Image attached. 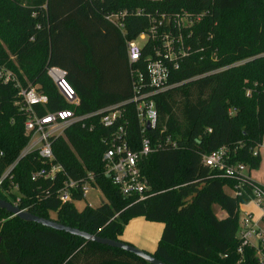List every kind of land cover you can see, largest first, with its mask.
Listing matches in <instances>:
<instances>
[{
    "label": "trees",
    "instance_id": "1",
    "mask_svg": "<svg viewBox=\"0 0 264 264\" xmlns=\"http://www.w3.org/2000/svg\"><path fill=\"white\" fill-rule=\"evenodd\" d=\"M184 13L196 16L190 26L178 24ZM164 33L181 37L184 52L175 48L172 86L155 96L158 123L148 135L154 142L169 135L178 147L165 145L141 159L152 195L144 201L125 198L105 175L103 156L119 125L106 127L97 119L68 127L52 148L70 177L92 173L106 202L82 210L73 201L63 203L57 194L63 172L54 182L31 179L42 165L37 152L20 159L4 177L30 136L27 115L16 104L18 89L0 80V198L13 203L19 196L21 209L120 241L135 218L163 223L157 247L148 253L167 264H258L253 247L239 252L240 207L252 200L258 182L249 173L243 195L234 196L230 190L236 180L207 166L203 157L227 146L230 162L245 163L250 171L261 164L254 149L264 143L263 0H0V67L12 69L26 86L20 67L48 96L47 105L38 107L41 114L72 107L48 75L49 67H60L80 97L76 111L91 112L132 97L127 42L146 35L145 56ZM123 58L129 89L121 84ZM125 107L122 125L137 148L140 120L133 104ZM214 204L227 213L225 218L216 215ZM0 238V264H150L1 208Z\"/></svg>",
    "mask_w": 264,
    "mask_h": 264
},
{
    "label": "built area",
    "instance_id": "2",
    "mask_svg": "<svg viewBox=\"0 0 264 264\" xmlns=\"http://www.w3.org/2000/svg\"><path fill=\"white\" fill-rule=\"evenodd\" d=\"M197 17L200 18L201 16L198 15ZM113 18H118V16H112L111 19ZM178 24H180L179 20ZM120 27L123 28V24ZM154 28H157V26H154ZM145 36L141 35L140 37L144 39ZM168 37L170 35L166 34L162 41L154 46L153 51L145 56H143V52L147 36L144 42H139L138 39L128 41L127 55L132 76V97L126 101L86 113L76 111L75 107L80 105V97L67 79L66 71L62 68L49 67L48 75L57 86L65 102L74 108H60L41 114L38 107L47 105L48 96L40 91L38 86L30 82L26 86L23 85L17 73L12 69L0 67V80L4 84H11L18 89L16 104L27 115L25 130L30 136L27 147L21 152L17 161L6 171L4 177L9 175L11 169L16 166L20 159L29 153L37 152L42 165L32 172L31 179L33 181L44 179L54 182L58 180V173L63 172L65 178L57 191L59 199L63 203L74 201L76 200L74 197L76 192L81 194V199H85L89 191L95 188L94 175L89 173L86 178L80 179L70 177L64 167L56 162L52 143L55 138L64 135L65 130L73 124L81 122L85 126L87 120L97 119L106 127L119 125L118 131L111 139V144L103 156L105 175L125 198L144 201L151 196L150 185L140 166L141 159L165 145L172 148L178 147V142L169 135L163 137V139H157L155 142L148 135V131L155 130L158 123L155 96L172 86L171 62L178 56V53L175 52L177 47L174 45V38L167 39ZM177 49L181 53L184 52L182 46ZM127 104L135 106L141 124L142 140L137 148H134L129 142L125 128L122 125V118ZM93 127L94 124L91 123V128ZM262 146H264V143L259 144L254 149L255 156H260ZM230 155V148L223 146L204 155L203 162L207 166L220 171L223 177L235 179L236 184L231 189V194L241 196L245 191L243 187L246 183L244 177L249 176L250 169L245 163L230 162ZM1 184L2 178L0 179V186ZM49 195V192H47L46 196ZM251 201H255L264 208L263 184L255 183L252 186ZM19 202L20 197L16 196L13 204L18 206ZM22 210H28V208ZM239 237L241 240L239 252L242 253L245 247H253L257 263L264 264V226L255 220L251 213L245 214L241 219Z\"/></svg>",
    "mask_w": 264,
    "mask_h": 264
},
{
    "label": "rangeland",
    "instance_id": "3",
    "mask_svg": "<svg viewBox=\"0 0 264 264\" xmlns=\"http://www.w3.org/2000/svg\"><path fill=\"white\" fill-rule=\"evenodd\" d=\"M196 16H193L190 13H184L183 15H181L179 17V21H180V25H187L190 26L191 24H193L194 20H195ZM167 33H164V36ZM178 39L175 40L174 45L177 48H181L182 46V39L181 37H177ZM144 39L146 40V36L144 37ZM142 37H139L138 40L139 42H144V40ZM167 39H170V37H168ZM3 43L4 48H7V45ZM7 53L12 57V59L14 60L16 57L14 55H12V52L9 51L7 49ZM19 74L21 76V78H23L24 80H28L25 72L19 67ZM19 77V76H18ZM31 83V82H30ZM260 157H261V164L259 166V168L256 169H251L250 174L253 180H255L258 183H261L264 185V147L260 149ZM107 201V197L105 196V194L103 193V191L99 188V187H95L92 188L87 197L84 199H76L73 201L74 205L79 209L82 210L84 209L87 205H91L93 207H97L99 206L102 202H106ZM214 208V212L216 213V215L218 214V216H221L223 212L222 209L220 208V206L218 204H214L213 205ZM226 214V212H224ZM154 224L153 222H149L147 220L143 219H133V221H130L129 224L127 225L123 235L121 236L122 240L128 243H131V241H129V239H133L137 236H147V235H154L155 231L153 228L150 227V225ZM164 230V225L162 227V231L160 232V235L158 236V239H160L162 233ZM128 240V241H127ZM132 245L138 247L136 244H134L133 242L131 243ZM140 248V247H138ZM142 249V248H140ZM144 250V249H142ZM146 251V250H144ZM149 252V251H146Z\"/></svg>",
    "mask_w": 264,
    "mask_h": 264
},
{
    "label": "water",
    "instance_id": "4",
    "mask_svg": "<svg viewBox=\"0 0 264 264\" xmlns=\"http://www.w3.org/2000/svg\"><path fill=\"white\" fill-rule=\"evenodd\" d=\"M264 1V0H263ZM0 208L5 209L7 212L11 213L13 216H18L22 220L28 221V222H34L41 224L43 226L59 230V231H64L72 235L79 236L87 241L91 242H96L102 245H107L110 247L122 249L125 251H128L130 253H133L137 255L138 257L142 258L146 262L150 264H167L163 262L162 260L157 259L150 253L130 244L125 241H120V240H115V239H110V238H105L101 237L97 234H92L87 231L80 230L79 228H75L72 226H68L65 224H62L60 222H57L52 219H47L44 217L37 216L33 213H31L28 210H22L20 207L14 205L11 202H8L6 200H3L0 198ZM1 239V238H0Z\"/></svg>",
    "mask_w": 264,
    "mask_h": 264
},
{
    "label": "crops",
    "instance_id": "5",
    "mask_svg": "<svg viewBox=\"0 0 264 264\" xmlns=\"http://www.w3.org/2000/svg\"><path fill=\"white\" fill-rule=\"evenodd\" d=\"M118 67L120 69V71L123 74V79L121 80V84L123 86H126L128 89L130 88V77H129V73H128V65L127 62L125 60V58L122 59V61L119 62ZM264 146H262L263 148ZM261 149V148H260ZM251 176V174H250ZM231 192V190H230ZM221 216H217L220 218H225L227 213L225 214L224 210H222ZM240 216L241 219L245 216V214L247 213H251L254 216V219L257 220L261 225L264 226V208L259 206L255 201H250L249 203L246 204H242L240 207ZM137 219H143L142 217H138ZM133 221V220H131ZM154 224L150 225L151 228L154 229L155 233L154 235H147V236H137L133 239H129V241H131V243L133 242L134 244H136L138 247L149 251L150 253H153L157 247V243L159 240L158 236L160 235V232L162 231V227H163V223H159V222H153ZM122 239V238H121ZM128 241V240H127Z\"/></svg>",
    "mask_w": 264,
    "mask_h": 264
}]
</instances>
